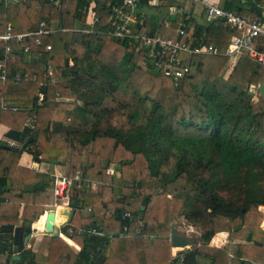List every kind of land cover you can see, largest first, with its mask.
I'll return each instance as SVG.
<instances>
[{
  "label": "trees",
  "instance_id": "16d2710c",
  "mask_svg": "<svg viewBox=\"0 0 264 264\" xmlns=\"http://www.w3.org/2000/svg\"><path fill=\"white\" fill-rule=\"evenodd\" d=\"M122 1L61 0L56 5L37 0L2 10L1 27L10 20L17 33L37 31L42 20L56 18L59 23L48 37L29 35L25 41L9 42L13 50L27 42L34 49L44 50L47 44L52 48L44 50L41 62L34 64L8 53L11 78L0 81V124L21 131L22 145L9 147L0 142V224H15L22 204L24 224L41 213L40 225L44 215L45 191L52 184V176L20 165L21 154L27 151L43 161L63 163L65 174L74 178L68 223L81 247L76 252L60 236H45L37 252L24 249L15 261H264V213L260 210L264 205V108L255 110L252 91L247 87L264 83V64L243 53L229 70L231 59L223 53L232 36L240 33L238 29L225 27L220 18L201 24L192 15L190 21L195 26L183 35L178 31V16H171V25L160 24V16H169V11L162 15L146 13L143 7L151 2L141 0L137 11V16L144 17L143 23L137 22L140 33L168 36L194 44L192 47L214 45L221 52L192 53L182 76L166 74L170 53L162 55L159 44L150 45L142 38H116L106 32L112 3ZM263 1L225 0L223 6L253 18L261 11L258 2ZM93 2L99 29L84 32L82 28L89 27V15L93 16L89 14ZM22 8L28 21L19 18ZM36 38L41 39V45L35 44ZM3 48L0 42V59ZM71 53L74 66L67 64ZM180 57L185 61L183 53ZM50 63L54 81L48 82L44 73ZM18 72L22 76L19 80L14 77ZM44 82L48 85L40 101L38 93ZM4 101L19 103L22 108L3 110ZM32 113L36 114L34 125L24 126ZM129 168L134 171L131 176ZM78 173L81 176L76 179ZM92 180L102 183L99 191L89 188ZM109 203L113 204L111 212L88 211ZM127 211L130 216H124ZM182 216L190 224L207 223L211 227L201 234L200 241L172 257L169 236L173 222ZM221 231H228L232 241L223 248L211 247V239ZM250 231L253 241L263 242L251 243L253 252L242 242ZM7 239L8 234L0 232V253L9 250Z\"/></svg>",
  "mask_w": 264,
  "mask_h": 264
},
{
  "label": "built area",
  "instance_id": "2783aa9c",
  "mask_svg": "<svg viewBox=\"0 0 264 264\" xmlns=\"http://www.w3.org/2000/svg\"><path fill=\"white\" fill-rule=\"evenodd\" d=\"M29 1H37V0H0V17L2 14V10H6L11 6L17 5H25ZM51 3L59 5L61 0H48ZM158 0H150V2ZM160 2L167 0H159ZM184 1V0H181ZM191 3L199 4L202 3L204 8L206 9V17L207 20H216L217 18L223 19V25L225 27H230L231 29H238L240 31L239 34L233 35L231 42L228 46V49L225 51V55L229 56L232 64H234L241 54L246 53L250 55L256 61L264 64V1L258 2V6L261 11L253 18L243 17L237 14L234 11L226 9L224 6H221L217 3H213L209 0H187ZM141 0H123L122 2H114L112 3L110 16L108 22L110 24V28L106 31L108 34L115 36L116 38H125V37H133L136 39H144L150 45L159 44L161 47V54L170 53L169 60L165 65V73L171 74L174 76H182L187 70V56L189 57L192 53H208V54H221V52L214 46L209 45L207 47H192L189 43H180L178 41H173L170 37H162L159 34L154 36H148L146 33L142 34L139 32L137 27V22L143 23L144 17L142 16L138 20L137 11L138 4ZM178 16L181 20L178 24V31L181 34H185L187 32H191L195 26V23L190 21L191 13L185 7L171 4L169 10V16L162 17L160 16V24L168 26L170 24L171 16ZM99 21L98 15L92 16V22L97 23ZM54 31L47 25L46 20H42L40 23V28L37 31L31 32H20L17 33L14 31L13 24L10 20H5L4 25L1 27L0 24V42L4 43L3 54L4 57L0 59V81L6 82L10 77V57L8 55L9 52L18 53L21 51L23 54H27L30 56H35L38 54H42L43 51H48L52 48L51 44H47L42 49H34L28 42L20 44V48L11 49L9 42L13 39L17 41H25L26 37L29 35H48ZM35 44L41 45L42 41L40 38L35 39ZM183 53V57L185 61L181 60L180 54ZM34 54V55H32ZM54 66L53 64H49L47 70L45 71V76L47 77L48 82L54 81ZM16 79H21L20 73H16L14 75ZM250 91L260 93L259 85H251L249 87ZM39 100L41 101L44 97L43 92L38 93ZM3 108L5 110H18V106L13 105L9 102L3 103ZM35 122V114L32 115L28 119L27 124H31ZM11 145H14V142L11 141ZM81 176L80 173L76 174L75 178L79 179ZM53 180V194L56 197L65 198L69 196V192L71 189V185L73 183L74 178L67 174H52ZM1 202V198H0ZM130 212H126L124 216H130ZM141 223V222H140ZM126 229V226H125ZM95 234H102L96 229L91 230ZM0 258V264H15L12 258H7L3 253ZM1 256V255H0Z\"/></svg>",
  "mask_w": 264,
  "mask_h": 264
},
{
  "label": "crops",
  "instance_id": "0c3cea01",
  "mask_svg": "<svg viewBox=\"0 0 264 264\" xmlns=\"http://www.w3.org/2000/svg\"><path fill=\"white\" fill-rule=\"evenodd\" d=\"M171 1L172 0H167V1L160 2L158 0V2H156V3H155V1H152L151 2V5L149 4L148 6H146V7L144 6L143 7V11L146 12V13H152V12L153 13H157V12H159L161 15L162 14H167V12L170 10V6L169 5H170V2ZM209 1H211L213 3H217V4L221 5V6H223L224 3H225V0H209ZM182 2H181V0H173L172 1V3H177L179 5H182V7L185 6L186 9H188L191 13H193V17H194V19L198 23H201V24L207 23L206 9L204 8V5L202 3H199V4H195L194 5L193 3H191V2H189L187 0H184ZM184 3H185V5H184ZM177 4H175V5H177ZM23 10L24 9L22 8V10H21L22 13H21V11H19L20 12L19 13L20 14L19 18L22 17V19L24 21H28L29 18H28L27 15H25V13H24ZM89 14L98 15V14H96V10H95V2L91 3V5L89 7ZM91 17H92V15L91 16L89 15L88 25H95L96 23H93L92 22V18ZM58 23H59V21L56 18L50 20L49 22L47 21L48 27L51 28V29H54V31H52L48 35L52 34L53 32H55L58 29ZM75 26H77V24ZM75 29L76 28H74L73 30H75ZM62 30H65V29H62ZM70 30H72V29L70 28ZM94 30L95 29L89 27V29H87L86 31L87 32H91V31H94ZM48 35H46V36L48 37ZM46 36H44V37H46ZM19 48H20V45H19ZM17 55L20 56L21 58H23V61L28 62V63H33V64L34 63L41 62V60L43 58V53L42 54L35 55V56H30V57L27 54H23V53L22 54L17 53ZM235 63L232 64V62L230 60L229 64H230L231 67H230L229 70L232 69V67L235 65ZM43 84L48 85V83H45V82L42 83V85ZM40 91L44 93V91H42L41 89H40ZM4 102H9V101H4ZM11 104H13V103H11ZM15 104H19V103H15ZM19 105L21 106V104H19ZM2 108H3V104H2ZM20 108H22V106ZM3 110H5V109L3 108ZM6 111H8V110H6ZM28 119L26 120L24 126H29V127L33 126L35 122H33V123H31L29 125V124H27L28 123ZM9 129H11V128L8 125H6L4 123H1L0 124V142L7 143V145L9 147H20L22 145L21 136H20V140L19 141H16V140H13V139L7 137L6 136V133L9 131ZM11 141L14 142V145H11ZM38 159L39 160H37V157L33 156V154H31L30 152L24 151L21 154L19 163H20V165H22V166H24L26 168H31V169H34V170H37V171H40V172L49 173L51 176L54 173H57V174H65V172H66V166L63 163L47 162V161L41 160L39 157H38ZM90 186H89V188L92 191H99L101 189V187H102V183L99 182V181H96V180H92ZM45 196L47 197V200H46V202L44 204V206H45V210L44 211H46V210H52V209L53 210H56L55 225L58 226L61 230H62V227H64V225H65V227H68L67 225H69V227L67 228V231L72 234V238L71 239H68L67 237H65V236L63 237L61 235H60V237L63 238L76 252H78L81 247L73 239V235H74L75 229L73 228V226L71 224L68 223L70 217H69L68 220L63 221L60 224H58L56 222L57 216L59 214H61V210L62 209L69 210L70 211V216H71V210L72 209H71V206H70V198H69V196L68 197H65V198H60V197H57L56 198V196L53 194V183L46 189ZM112 207H113V204L112 203H109L108 206L106 204L104 206H100L98 204V205H95V206L89 208L88 211H91V212L93 211L95 214H102V213H105V212H111L113 210ZM23 210H24V204H22V206L20 208L19 219L17 220V222L15 223V225L16 226L17 225H22V226L28 227L29 225H31V223L30 224H24V221L22 219ZM260 210H262L263 213H264V205L260 206ZM35 214H40L41 215V213H35ZM46 219H47V214H44L43 217H42V219H41V223H40L41 228L44 227V225L46 223ZM175 221L173 222V225L174 226L176 225V222ZM62 223H63V225H62ZM66 223H67V225H66ZM175 227L177 228L178 232L181 234L179 226L178 227L175 226ZM241 227L242 228H249V226H239L238 228H241ZM261 227L264 229V220L261 223ZM1 233H3V232H1ZM7 234H8V239L7 240H8V244H9V242L11 241V235L9 233H7ZM181 235H183V234H181ZM45 236H52V235L51 234L42 233V231H41V232H38L36 235L31 236V238L29 239V241L27 243H25V248L24 249H32L33 251L37 252L39 250L40 245H41V242H42V240H43V238ZM170 237H171V233H170L169 238ZM229 237L230 236H229V232L228 231L218 232L217 234H215L213 236V238L211 239V242L209 243V245L211 247L223 248L226 244H228V243H230L232 241ZM70 240H72V241L70 242ZM170 240H171V238H170ZM190 240L197 241L195 239H190ZM242 242H244L246 244H249V247H248L249 252H253L255 250L253 248L252 244H251V243H255L253 240L249 241L246 238L245 240H242ZM255 244H257V243H255ZM258 245H260V244H258ZM12 247H13V250L10 251L11 245L9 244V250L6 252V254L5 253H3V254L5 256H7V258H10L11 257L14 260L15 264H17V262L15 260H18V259H14V256L20 255L21 252L24 249L21 252H19L16 245H14ZM181 251L182 250H179L176 255H173V245L171 244V254H172V257H176L177 255H179V253ZM48 253H49V250L46 251V254H48ZM250 254H251V257H250L251 260H250V262H252L253 254L252 253H250ZM0 255H1L0 256V258H1L2 257V254L0 253ZM20 257H21V255H20ZM258 264H264V261H260V262H258Z\"/></svg>",
  "mask_w": 264,
  "mask_h": 264
},
{
  "label": "water",
  "instance_id": "95a60500",
  "mask_svg": "<svg viewBox=\"0 0 264 264\" xmlns=\"http://www.w3.org/2000/svg\"><path fill=\"white\" fill-rule=\"evenodd\" d=\"M19 54H22L21 51L18 52ZM69 63V60H67V64ZM47 85L43 84L41 86V90L45 91ZM247 87H250V84L247 85ZM259 91L261 93V95L264 97V83L259 84ZM6 136L19 141L20 140V136H21V131L16 130V129H9V131L6 133ZM37 160L38 157H37ZM144 208V207H143ZM47 214V219H46V223L44 225L43 228H41V226L38 224V221L40 219V214H35L33 217V220L31 222V225L28 227L22 226V225H15V224H1L0 225V232L3 233H9L11 235V241L9 242V244L11 245L10 251L13 250L14 245L17 246L18 251L21 252L24 248H25V243H27L29 241V239L31 238V236L36 235L38 232L45 233V234H51L52 236H60L61 235V231L63 232H67V228L69 227V225H66L68 227H62V230L55 225V215H56V210H46L44 211L43 214ZM66 214H67V219H69L70 217V211L66 210ZM63 225V223H62ZM61 225V226H62ZM70 234V238H72V234ZM252 236L253 233L249 232L247 235V239L249 241L252 240ZM171 242L173 246H180L183 249L187 248V246H191L195 243V241L190 240L187 236L185 235H181L177 228L174 226L171 230ZM255 243L257 244H262L261 241H256L254 240ZM181 249V250H183ZM180 250V249H179ZM178 250V251H179ZM176 249H173V255H176L178 252ZM20 255L14 256V259H19Z\"/></svg>",
  "mask_w": 264,
  "mask_h": 264
},
{
  "label": "rangeland",
  "instance_id": "374dc122",
  "mask_svg": "<svg viewBox=\"0 0 264 264\" xmlns=\"http://www.w3.org/2000/svg\"><path fill=\"white\" fill-rule=\"evenodd\" d=\"M96 25V24H95ZM89 25V27L90 28H93V29H95L96 31H97V29H99L98 28V26L96 25ZM89 27H87V28H82V29H84V32H87L86 30L89 28ZM65 29V31L67 30V28H64ZM92 32V31H91ZM72 55H71V57L69 58V65H71V66H74V64H75V62H74V60H73V54L74 53H71ZM187 59H188V56H187ZM252 94H253V104H254V107H255V110H257V111H259V110H261L262 108H264V97L262 96V95H260L259 93H256V92H252ZM9 102H11V101H9ZM11 103H13L14 105H17L18 106V108H20L21 106L19 105V104H15L14 102H11ZM29 118V117H28ZM20 145V144H19ZM34 148V145L32 144V146H30V148L31 149H33ZM114 167H118V165H113ZM134 171L132 170V168H129V172H128V175L129 176H131V174L133 173ZM172 196L169 194V201H170V198H171ZM176 224L177 225H175V226H179V228H180V232H181V234H183V235H186V236H188V238L189 239H195V240H197V241H200V236H201V234L206 230V229H208V228H210L211 227V225L210 224H207V223H205V224H203V225H193V224H190L186 219H185V217L184 216H182V217H180V218H178L176 221ZM32 245V244H31ZM30 245V246H31ZM189 247H191V246H187V248H189ZM173 249H176L177 251L180 249H183L182 247H178V246H173Z\"/></svg>",
  "mask_w": 264,
  "mask_h": 264
},
{
  "label": "bare ground",
  "instance_id": "6f19581e",
  "mask_svg": "<svg viewBox=\"0 0 264 264\" xmlns=\"http://www.w3.org/2000/svg\"><path fill=\"white\" fill-rule=\"evenodd\" d=\"M143 1V0H142ZM145 1V0H144ZM143 1V2H144ZM142 2V3H143ZM146 2H147V0H146ZM148 2H150V1H148ZM182 2V1H181ZM183 3V2H182ZM151 5V4H150ZM153 5V4H152ZM184 5H185V3H184ZM139 7V6H138ZM185 7V6H184ZM142 13V12H141ZM138 14V13H137ZM139 15H140V13H139ZM138 17H140L141 18V16H138ZM193 19V18H192ZM191 19V20H192ZM139 20V19H138ZM194 20V19H193ZM136 24H138V23H136ZM171 25V24H170ZM191 33V32H190ZM187 34V33H186ZM184 35V34H183ZM190 34H188V36H189ZM132 38V37H131ZM124 39V38H123ZM135 39V38H134ZM177 39V38H176ZM201 39V38H200ZM200 41V40H199ZM185 42V41H184ZM196 41H194V43H195ZM197 45V44H196ZM191 46H194V44H192ZM154 48V47H153ZM156 49V48H155ZM158 49V48H157ZM154 50V49H153ZM160 52V51H159ZM157 53V52H156ZM154 54V53H153ZM158 54V53H157ZM169 54V53H168ZM22 77V76H21ZM17 145V144H16ZM91 187V186H90ZM93 189V188H92ZM57 198V197H56ZM63 206V205H62ZM62 208V207H61ZM67 219V214H66V210H64V209H62L61 210V214H59L58 216H57V219H56V222L58 223V224H60L61 222H63V221H65ZM177 225V224H176ZM72 231V230H71ZM70 232H63V231H61V234H64V235H67V236H70V234H69Z\"/></svg>",
  "mask_w": 264,
  "mask_h": 264
},
{
  "label": "clouds",
  "instance_id": "9594fccd",
  "mask_svg": "<svg viewBox=\"0 0 264 264\" xmlns=\"http://www.w3.org/2000/svg\"><path fill=\"white\" fill-rule=\"evenodd\" d=\"M9 9V8H8ZM261 95V93H259Z\"/></svg>",
  "mask_w": 264,
  "mask_h": 264
}]
</instances>
